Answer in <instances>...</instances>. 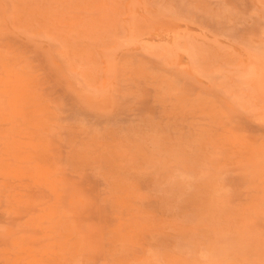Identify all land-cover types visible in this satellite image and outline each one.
I'll use <instances>...</instances> for the list:
<instances>
[{
    "label": "rangeland",
    "instance_id": "1",
    "mask_svg": "<svg viewBox=\"0 0 264 264\" xmlns=\"http://www.w3.org/2000/svg\"><path fill=\"white\" fill-rule=\"evenodd\" d=\"M0 264H264V0H0Z\"/></svg>",
    "mask_w": 264,
    "mask_h": 264
}]
</instances>
